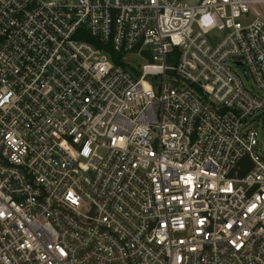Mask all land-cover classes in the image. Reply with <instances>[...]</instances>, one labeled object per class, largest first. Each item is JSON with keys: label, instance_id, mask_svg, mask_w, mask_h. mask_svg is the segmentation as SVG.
Returning <instances> with one entry per match:
<instances>
[{"label": "built area", "instance_id": "2783aa9c", "mask_svg": "<svg viewBox=\"0 0 264 264\" xmlns=\"http://www.w3.org/2000/svg\"><path fill=\"white\" fill-rule=\"evenodd\" d=\"M263 110L264 0H0V264H264Z\"/></svg>", "mask_w": 264, "mask_h": 264}, {"label": "rangeland", "instance_id": "374dc122", "mask_svg": "<svg viewBox=\"0 0 264 264\" xmlns=\"http://www.w3.org/2000/svg\"><path fill=\"white\" fill-rule=\"evenodd\" d=\"M199 0H186V2L188 4H193L195 2H198ZM125 60V64L127 65V67H131V68H137L140 67L146 63H148L145 59L141 58V57H136L132 54H127L124 57ZM236 72L238 74H240L241 72L236 70ZM244 85L246 88L251 89L252 91H255V93H259L258 90L254 87V85L252 84L251 81L249 82H244ZM260 94V93H259ZM254 126L257 129L258 132V139L260 142L263 143L264 145V110L258 112L255 115V119H254Z\"/></svg>", "mask_w": 264, "mask_h": 264}]
</instances>
